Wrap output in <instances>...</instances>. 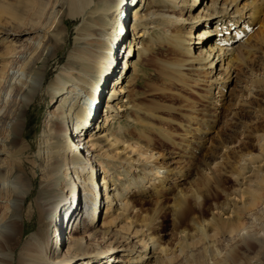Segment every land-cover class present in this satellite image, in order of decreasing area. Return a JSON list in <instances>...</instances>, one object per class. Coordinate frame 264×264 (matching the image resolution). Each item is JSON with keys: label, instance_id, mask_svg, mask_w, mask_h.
Segmentation results:
<instances>
[{"label": "bare ground", "instance_id": "bare-ground-1", "mask_svg": "<svg viewBox=\"0 0 264 264\" xmlns=\"http://www.w3.org/2000/svg\"><path fill=\"white\" fill-rule=\"evenodd\" d=\"M241 1L61 0V4H58L60 5L59 10L53 13L54 28H59L66 16H79L85 21L93 18L96 13H101L106 15L109 33L107 40L100 42L98 54L96 51L93 54L88 50L84 56L85 64L95 62L93 68L91 65H86V77L89 75L88 72L96 73L91 81L81 77L80 71H60L55 73L43 90L48 67L42 66L38 70V74L43 76L41 92H44V97L50 96L58 103L51 115L53 118L48 124L47 139L44 141L47 150L45 158L40 156L39 148L36 154L29 155L28 150L31 148V144L23 139L27 110L25 102L26 105L32 103L36 96L35 93L39 91L30 90L31 87L27 80L22 76L19 78L23 72L33 70L30 59L27 60V56L22 57L20 59L22 65H18L19 68L16 70L12 69V65L5 58L1 59L0 133L5 130L7 125L10 127L12 137L4 144L9 145L12 149L8 156L14 163L18 174L10 177L9 171L4 174V166L0 165V202L5 197L12 196L14 198L9 206L12 208L11 215L7 218H5L6 209L0 205V264H145L148 259L150 243L152 246L160 247V254L156 255L153 261L148 264H172L184 250H189L191 253L195 247L197 259H193L192 264H210L205 259L214 257L218 236L224 238L225 235L232 236L233 233L236 235L240 231L242 217L251 215L255 209H260L256 208L255 204L260 198L258 187L260 188L264 183L263 152L260 151L259 155L251 156V162L256 163V166L250 171L247 170L250 172L247 176H244V165L236 170L232 167V163L225 161L220 154L221 161L207 165L206 169L209 170L207 174L213 176V173L219 171L221 176L234 175L241 181L238 182V187L232 189L230 193H226L227 196H232L231 199L229 198L228 206L213 204L207 219L201 223L195 219L192 213V210L197 206L196 201L201 196L196 188L197 177L188 179L186 175L188 172L192 173V170L184 174L182 170L178 169L184 167V162L194 163L192 160L196 158L200 163L205 161L207 153L218 152L216 150L220 147H223L221 153L226 149L230 150V147L221 143H211L210 136H208L221 123V107L233 98L232 88L227 90L230 83L239 85L245 89V92H248L247 94L251 92L255 95L264 94V83L258 82L262 78L260 74L254 76L249 72L252 75L247 77L246 83L238 74L233 75L237 65H244L251 55L259 54L260 57H264L262 49L264 46V0H250L246 5H239ZM128 10L132 14V20L127 19ZM2 13L0 8V17ZM129 25L132 33L128 36L125 29ZM160 25H164L166 31L165 29L160 30ZM50 26L51 23H49L48 29ZM48 29L36 41L34 51H32L35 53L38 50L37 59L50 47L44 43V38L47 36L49 39H53L56 35V33L48 32ZM212 30L215 31L214 36L216 37L210 36L213 33ZM150 31L151 33L155 32V35L143 40V36L149 34ZM56 40H58L57 37L54 41ZM123 41L126 42L128 48L127 51L121 52ZM163 47L170 50V57L166 58L160 55ZM6 51H9L8 48ZM3 54L4 52L1 53V55ZM120 55L123 59V68L113 66L116 58ZM155 62L159 64L160 72L165 77L176 81L183 89L194 92L198 97V102L197 105L189 107L187 112L179 111L185 117L184 121L177 123L181 130L176 134L177 137H180L179 140L168 134H163L165 141L173 143V146L179 150L170 151L172 155L169 163L170 166H173H165L167 167L166 171L169 170L171 173L170 177L167 175V182L154 190L150 187L144 189V187L135 184L134 190L125 191L130 183L127 182L122 184L119 192L124 196H120V194L114 193L117 191L110 188L112 175L109 173V169L115 165L114 160H110V158H117V153L112 148L117 140L112 142L108 138H104L102 132L107 130L104 126L107 123V118L113 113V109L118 111L121 106H118V102H122L123 99L133 114H139L140 110H143L137 101L142 96V92L137 90V87L140 82L144 81L143 79H146L144 76L146 67L155 64ZM88 68L91 69L88 70ZM102 74L109 75L111 86H109L110 90L106 98L104 97L103 118L99 119L100 115L96 116L97 108L92 109V101L96 102L102 98L99 93L94 95L93 91L101 84L99 80L96 81V78ZM124 75H127L126 79L123 84L119 85L122 83ZM73 80L87 84L84 88L80 87L81 91L86 92L84 108L78 109V106H75V101H67L66 97H62L64 90L69 87L68 83ZM14 88H20L27 92L24 95L26 101L23 102L21 99L22 105H17L14 115L9 119L8 111L15 105V103L11 105L12 101L9 99ZM198 89L201 90L198 91ZM2 90L4 91L2 92ZM242 96L241 98L236 96V102L232 104H239L241 110L256 114L250 105L251 102L245 98L249 95ZM78 97L82 98L83 96ZM96 97L98 98L96 99ZM260 99L262 98L260 97ZM262 100L264 101V99ZM147 113L164 119L163 116L156 114V110L147 111ZM140 122L138 116L133 118L135 126ZM236 122V116L233 113L226 120V125ZM162 132L164 131L162 130ZM82 135L85 136L82 137ZM71 145L73 147H70ZM151 151L138 150L139 157L146 155L142 159L144 163L153 157ZM110 152L113 153L110 154ZM257 156H261L260 159H257ZM102 158L105 160H101ZM123 158L128 159V157ZM37 160L45 162L44 173L47 176V185L42 187L38 193L41 200L31 201V208L23 214L21 208L31 194L30 187L36 172ZM26 163L31 164L32 175L25 171ZM197 170H199V166H197ZM62 171L77 175L68 183V191L65 194V197L70 199L71 205L76 201L81 202L79 184L76 182L78 178L83 176L82 181L89 180L90 184L83 182V185L92 194L86 193L87 197L83 198L85 204L89 205L87 210L85 209L86 215L81 211L82 207L79 208L80 204L71 214L73 222L68 232V249L63 252L61 257H50L48 251H50L53 239L55 238L57 244L58 240H61L62 243V233L67 228L62 226L63 216L60 217L61 224H58V215L56 214L58 209L56 196L59 193L54 187L59 179L58 175ZM85 174L87 175L85 176ZM194 175H198L197 172ZM94 176L97 179L99 177L101 181L98 183L97 180L96 188ZM189 182L194 187L185 194L182 192L181 186ZM152 194L157 196L165 194L172 200L168 206H159L155 209L156 217L163 209L167 210L171 216L173 230H177V226L181 225L182 220L186 222L183 229L175 232L177 242L173 247L166 244L162 246L158 236L153 234L154 230L162 228L158 218H154L155 222L151 226V224L138 223L136 219L129 217L136 203L147 201L145 198ZM117 196L119 197L117 198ZM187 198L194 202L192 207L186 203ZM117 201L120 203L118 202V204ZM118 210L119 212H117ZM32 214L37 215L40 225L31 236L30 241L23 240L24 218ZM48 214L52 216L51 232L54 233L53 236L47 229ZM224 214L227 216L223 217ZM106 218L109 219L106 220ZM118 222L121 224L115 228ZM81 228L88 232L87 235L76 237ZM19 244L21 250L15 258V248ZM199 244H201L200 248ZM122 246H125L126 254L116 258L114 262H108L115 251ZM9 250L12 253L10 258L5 254ZM261 264H264V254L261 257Z\"/></svg>", "mask_w": 264, "mask_h": 264}, {"label": "rangeland", "instance_id": "rangeland-1", "mask_svg": "<svg viewBox=\"0 0 264 264\" xmlns=\"http://www.w3.org/2000/svg\"><path fill=\"white\" fill-rule=\"evenodd\" d=\"M249 1L250 0H242L239 5H246ZM60 2L61 0L0 1V8L3 12L0 17V61L2 58H5L12 65V69L16 70L19 68L17 67L18 65H22V61L20 59L27 56V60L30 59L33 70L23 72L19 75V78L22 76L23 79L27 80L31 87L30 90H39L35 93L36 96L34 97L32 103L26 105L24 95L27 92L23 89L20 90V88H14L9 99L12 101L11 105L13 103H15V105L9 111L7 110L9 113L8 115H10L9 119H11L12 115H14L17 105H22V99V101L25 102V107L27 108L26 126L23 132V139L27 143L31 144V148L28 150V153L29 155H34L38 152L37 150L39 148L40 156H43L44 158L46 156L45 151H47L44 141L47 139L49 128L48 124L50 119L53 118L51 115L58 103L56 99H52L50 96L44 97V92H41V82L43 81V76L41 77V75L38 74V70H40L42 66L48 67L46 79L44 80L45 84L43 83V90L53 78L55 73L60 71H80V73H82L81 77H85L88 81H91V78L95 77L96 73L88 72L89 75L86 77V65H91L93 68L95 62L92 61L89 64H85L84 56L88 50L92 51L93 54H95L94 51H96L98 54L100 42L107 40L109 33V25L106 15L101 13H96L93 18L88 20L86 19L85 21H83L79 16H66L59 28H54V23H52L53 13L59 10L60 5L58 4H61ZM62 11L63 9L61 12ZM127 17L128 20H132V14L129 10L127 11ZM49 23H51V26L48 29ZM46 29H48V32L56 33V35L53 39H49L47 36L44 38V43L48 46L50 45V47L48 51H45L40 58L37 59L39 54L38 50L35 53H32V51H34L36 41L42 37ZM159 29H165L166 31V27H164V25H160ZM125 32L126 35H131L132 32L130 25L126 26ZM214 32L215 31H213L212 35H210L211 37H216L214 36ZM145 35L143 36V40L155 35V32L151 33L150 31L149 34ZM55 37H57L58 40L54 41ZM123 43L121 44V52H123V50L127 51L128 48L126 42L123 41ZM6 48H8L9 51H6ZM262 49L264 52V46H262ZM3 52L4 54L1 55ZM160 55L167 58L171 56V52L166 47H163L160 51ZM121 56L122 55L116 58V62H114L113 66L123 68V59ZM263 68L264 57H260L259 54H254L250 56L244 65H237L234 69L233 75L236 73L245 81L247 77L252 74L254 76L260 74L262 82H258L263 84ZM90 69L91 68H88V70ZM160 70L161 67L157 62H155V64L146 67L144 71L146 79H143L144 83L140 82V87H137V90L142 92V96L137 100L143 108V110H140L139 114H133L127 103H125V99H123L122 102H118V106L121 105L118 108V111L113 109V113L110 114V117L107 118L108 120L106 125H104L107 129L102 132V134L104 133V138L106 137L112 142L117 140L112 147L117 153V158H110V160H114L113 162L115 165L109 169V173L112 175V185H110V188L117 191L114 193H117L118 195L120 194V196H124V194L119 191H121L122 184L127 182L130 183L128 185L129 187L125 189V191H130V189L134 190L135 184L144 187V189H148L150 187V189L154 190L162 187V185L167 182V175L170 177L171 173L169 170L166 171V169L167 167L173 166H170L169 163V161H171L170 156L172 155L170 151L179 150L173 146V143L171 144L168 141H165L163 134H168L169 136L174 137V139L179 140L180 137H177L176 134L180 133L181 130L177 123L185 120V117L180 114L179 111L187 112L189 111V107L197 105L198 102V97L194 92L183 89L176 81L165 77ZM249 72L252 74H249ZM128 73L129 71L127 74ZM105 75L106 77L104 78ZM108 76L109 75L107 74L98 75L96 81L99 80L101 84L97 89L94 88L93 90L94 95L99 93V95L102 96L100 100L96 102L92 101L93 105L91 104L92 109L97 108L96 116L100 115L99 119L103 118V113L105 111L104 100L107 93H109V86H111L110 77ZM126 76L127 75H124L122 77V83L119 85L123 84ZM68 85V89L64 90L62 93V97H66L67 101H75V106H78V109L84 108V96L86 92L81 91L82 89L80 87L84 88L87 84L85 85L82 81L73 80L72 82H69ZM229 88H232V93L235 95H233L234 99L232 98L230 101L225 103L223 107H221V123H219L216 128H214V131L210 132L208 136H210L209 138L211 139V143H221L224 146L230 147V150L226 149L221 153L223 147H220L216 150L218 152L207 153L206 158H204L205 161L200 163L198 158H196L192 160L194 163L187 164L184 162V167L178 168L182 170V173L184 174H186L187 171L192 170V173L188 172L186 175L188 176V179L197 177L196 188L201 196L199 200L196 201L197 206L192 210V213L195 216V219L199 222L207 219L208 213L213 208V204H222L223 207L228 206L230 202L229 198L231 199L232 196H227L226 193H230L232 189L238 187V182L240 183L241 181L238 177L235 178L234 175L230 177L221 176L219 175V171H216V173H213V176H211L210 174H207L209 173V170L206 169L207 165H211L216 161H221L222 158L219 159V156L222 154L224 160L230 161V163H232V167L236 170H238V167L240 168L244 165V176H247L250 173L249 171L254 169L256 166V163L251 162V156L254 157L259 155L260 151L264 154V101L262 100L264 99V94L255 95L253 92L247 94L248 92H245V89L241 88L239 85H233L232 83L229 84L227 90ZM200 90L201 89H198V91ZM3 91L4 90H2V92ZM77 93H79V95H77ZM244 94L249 96L245 97ZM77 96L83 97L77 98ZM236 96L237 98H241V96L245 97L249 102H251L250 105L256 114L253 115V112L251 113L249 111L241 110L242 108H240L239 104H232L233 102H236ZM260 97L262 99H260ZM97 98L98 97H96V99ZM123 104H125V106H123ZM152 110H156V114L163 116L164 119L147 113V111ZM233 113L236 116L237 122L226 125V120ZM136 115L141 121L137 126L133 123V118L137 117ZM162 130L164 132H162ZM83 136L85 135H82V137ZM11 137L12 133L10 131V127L7 125L5 130L0 133V139L2 138L0 141V165L4 166V174L9 171L8 173L10 177L18 174L16 167H14V163L8 156V153L12 149H10L9 145L4 144L5 142L7 143L10 141ZM70 147L73 146L71 145ZM139 149H146L148 151L152 150L151 153H153V157L144 163L142 159H144L146 155L144 154V156L142 155L139 157ZM112 153L113 152H110V154ZM123 157H128V159ZM260 157L261 156H257V159H260ZM137 158H139V160H136ZM101 160L105 159L102 158ZM36 165V172L33 175L34 179L30 187L31 194L21 208L23 210V214L31 208V201L35 199L41 200L38 193L42 187L47 185V176L44 173L45 162L37 160ZM197 166H199V170H197ZM24 169L29 175H32L31 164L26 163ZM247 170L249 171L247 172ZM193 172H197L198 175L195 176ZM86 175L87 174H85V176ZM76 177L77 175H75V173L70 174L62 171L58 175L59 179L54 187V189L59 193L56 196V204H58L56 212L58 215V224H61L60 217L63 216L62 226L67 228H65L62 233V243L61 240H58L59 242L57 244V242H55V238L53 239L50 251H48L50 257H61L63 252L68 249V232L73 222L71 214H73L74 210L77 209L78 204H80L79 208L82 207L81 211L84 212V214L89 207V205L85 204L84 197H87L86 193H92L88 192V189L84 188L86 186L83 185V182L84 184H90V182L89 180L82 181V179H84L83 176L76 180L79 184L81 202L78 203L76 201L73 205H71L70 199L65 197V194L68 191V183ZM97 180L98 183L101 182L99 177L97 179V177L95 178L94 176L96 184L95 188L97 187ZM188 184L181 186L183 190L182 192L185 194L190 192L194 187L192 183L189 182ZM258 190L260 198L257 200L255 206L260 209H255L251 215L248 214V216L242 217V220H240V231L236 235L233 233L232 236L225 235L224 238L218 236V243L215 247L216 250H214V257H207L205 261H208L210 264H261V257L264 254V183L260 188L258 187ZM6 191L8 192V189H6ZM101 193L103 194L102 189ZM118 197L119 196H117V198ZM13 200L14 198L11 196L5 197L4 200L0 202V205L6 209L5 218L11 215L12 208H9V206L12 204ZM145 200L147 201L136 203L135 208L132 213L129 214V217L136 219L138 223L151 224V226L155 222V209L159 206H168L172 202V200L165 194L161 196L152 194L148 198H145ZM118 202L120 203V201H117V203ZM186 203L192 207L194 202L187 198ZM102 210L104 211V209ZM117 212H119V210ZM220 214L222 215V212ZM226 216L227 214L223 215V217ZM53 218L55 220V217ZM156 218L160 220L162 228L154 230L153 234L158 236L162 246L164 244L169 247L175 246L177 242L175 232L183 229L186 226V222L182 220L181 225L177 226V230H173L171 226L170 213L165 209H163ZM46 219L48 220V232L50 235L52 233L53 236L54 233L51 232V228L53 227L51 225L52 216L48 214ZM107 219L109 218H106V220ZM23 224L25 227L23 240L30 241L31 236L37 231L40 225L37 215L32 214L26 216ZM120 224L121 222H118L115 228L120 226ZM87 233V231H84V229L81 228L76 234V237H84ZM200 246L201 244L198 245L199 248ZM149 247L150 248L148 249L147 254L148 259L145 264L151 263L154 257L160 254V247L156 245L152 246L151 243L149 244ZM124 248L125 246L119 247L108 262H114L116 258L124 256L126 254ZM20 250L21 246L19 244L15 248V258ZM5 254H7L9 258L12 255L10 250L6 251ZM193 259H197L196 247L193 248L191 253L189 250H184V252L178 256L172 264H192Z\"/></svg>", "mask_w": 264, "mask_h": 264}]
</instances>
